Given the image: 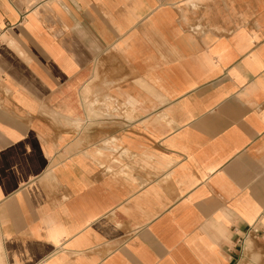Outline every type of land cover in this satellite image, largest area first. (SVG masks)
Returning <instances> with one entry per match:
<instances>
[{
  "label": "crops",
  "instance_id": "0c3cea01",
  "mask_svg": "<svg viewBox=\"0 0 264 264\" xmlns=\"http://www.w3.org/2000/svg\"><path fill=\"white\" fill-rule=\"evenodd\" d=\"M0 264H264V0H0Z\"/></svg>",
  "mask_w": 264,
  "mask_h": 264
}]
</instances>
